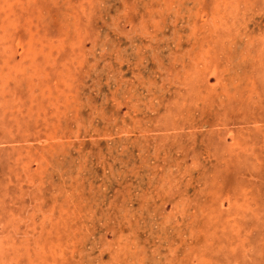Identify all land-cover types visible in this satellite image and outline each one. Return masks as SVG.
I'll return each mask as SVG.
<instances>
[{"label":"rangeland","instance_id":"374dc122","mask_svg":"<svg viewBox=\"0 0 264 264\" xmlns=\"http://www.w3.org/2000/svg\"><path fill=\"white\" fill-rule=\"evenodd\" d=\"M0 264H264V0H0Z\"/></svg>","mask_w":264,"mask_h":264}]
</instances>
